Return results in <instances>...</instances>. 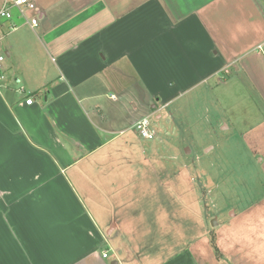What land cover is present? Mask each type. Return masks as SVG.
<instances>
[{
	"label": "crops",
	"instance_id": "crops-1",
	"mask_svg": "<svg viewBox=\"0 0 264 264\" xmlns=\"http://www.w3.org/2000/svg\"><path fill=\"white\" fill-rule=\"evenodd\" d=\"M33 1L37 25L27 23L33 11L15 9L17 27L0 41L10 73L0 86V264H143L125 253V236L110 263L94 253L101 222L76 207L66 172L77 179L81 162L121 145L132 119L147 117L144 100L167 105L199 87L215 98L218 84L245 76L263 86L264 68L246 53L264 41V0ZM254 56L264 66V53ZM228 101L234 132L258 165L256 195L250 189L252 200L229 219L216 215L212 232L157 264H264V113L251 106L240 116ZM233 195L220 208L234 206ZM73 246L89 249L69 254L78 261L50 256L51 247Z\"/></svg>",
	"mask_w": 264,
	"mask_h": 264
},
{
	"label": "rangeland",
	"instance_id": "rangeland-1",
	"mask_svg": "<svg viewBox=\"0 0 264 264\" xmlns=\"http://www.w3.org/2000/svg\"><path fill=\"white\" fill-rule=\"evenodd\" d=\"M247 51L246 55L262 70L264 66L254 55L264 53V41H257ZM9 75V71L5 73L6 80ZM238 80L232 86L227 82L218 84L219 95L215 98L205 99L199 87L167 105L144 100L143 112L152 138L141 137L135 123L140 118H133L135 126L120 138L125 139L121 145L105 151L99 162H81L77 167L82 173H75L77 179L71 177L73 171L66 172L77 198L76 207L101 222L98 233L103 241L100 244L99 240L94 253L100 252L101 256L107 250L106 261L110 263L113 249L124 245L125 238L129 245L123 247L131 260L138 261L141 256L143 264H157L188 247L206 230L212 232L216 215L218 222H223L230 218L232 209L252 200L249 193L252 189L251 196L256 195L258 165L234 132L233 114H228L226 105L228 99L234 100V112L240 116L251 106L264 113V85L253 84L249 76ZM92 174L96 181L90 178ZM231 194L236 195L234 206L220 208V202L228 203ZM113 221L119 228L112 235V227L108 235L106 229ZM74 247H51L50 256L78 261L73 255L89 249ZM72 251L76 253L69 255Z\"/></svg>",
	"mask_w": 264,
	"mask_h": 264
},
{
	"label": "built area",
	"instance_id": "built-area-1",
	"mask_svg": "<svg viewBox=\"0 0 264 264\" xmlns=\"http://www.w3.org/2000/svg\"><path fill=\"white\" fill-rule=\"evenodd\" d=\"M15 9L20 17H25L27 11H33L34 15L27 19V23L30 27H35L38 23L41 13L38 11L33 0H0V24L2 21L10 22L7 27V30H0V41L5 34V31L13 30L17 27L13 14V11ZM258 48H261V46L259 45ZM5 72V54L0 49V86L2 81L5 80ZM112 97H114V95H112ZM32 101L33 99L31 96L25 99V103L28 105L31 104ZM147 120L148 119L145 117L136 122V128L138 130V133L141 135V137L145 139L152 138V132L148 130L149 123ZM101 257H108L107 250L102 251Z\"/></svg>",
	"mask_w": 264,
	"mask_h": 264
},
{
	"label": "trees",
	"instance_id": "trees-1",
	"mask_svg": "<svg viewBox=\"0 0 264 264\" xmlns=\"http://www.w3.org/2000/svg\"><path fill=\"white\" fill-rule=\"evenodd\" d=\"M210 242H211V246H212V248H213L214 251H215V254H216L217 256H219L218 251H217V248H216V245H215V239H214V236H213V235H211Z\"/></svg>",
	"mask_w": 264,
	"mask_h": 264
},
{
	"label": "water",
	"instance_id": "water-1",
	"mask_svg": "<svg viewBox=\"0 0 264 264\" xmlns=\"http://www.w3.org/2000/svg\"><path fill=\"white\" fill-rule=\"evenodd\" d=\"M212 223H213V225L215 224V219H212ZM111 264H116V261L113 260V261L111 262Z\"/></svg>",
	"mask_w": 264,
	"mask_h": 264
}]
</instances>
